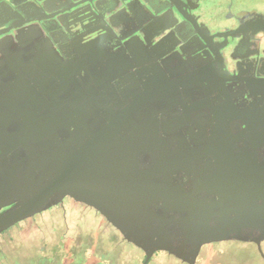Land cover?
I'll use <instances>...</instances> for the list:
<instances>
[{"label":"water","instance_id":"1","mask_svg":"<svg viewBox=\"0 0 264 264\" xmlns=\"http://www.w3.org/2000/svg\"><path fill=\"white\" fill-rule=\"evenodd\" d=\"M55 1L25 0L14 4L15 0H0V8L10 9L20 16L23 24L31 20L39 23L36 31L34 27L21 31L24 33L22 41L43 40L42 44L51 50H41V56L28 65L21 59L22 54H16L13 61L25 66L17 68L19 71L13 68L14 65L10 68L19 73V77L10 81L6 76L10 69L4 76L0 75V136L3 140L0 145L3 148L0 147L4 152L2 160L11 167L9 173L2 174L0 179V211L8 209L0 216V233L69 197L100 212L126 242L145 253L146 260L157 252H164L194 264L205 244L241 239L260 245L264 240V178L259 180L255 171L250 173L248 168L240 169L237 166L240 162L227 160L225 163L220 154L214 155L213 161L202 162L208 147L194 148L175 156L171 140L161 135V132L165 133L164 123L161 125L154 117V110L148 117L141 114L146 110L141 105L146 107L158 102V97H150L153 98L154 92L138 94L120 111L104 107L106 123L96 133L87 124L86 113H83L86 107H75V102L70 99L77 90L95 88L92 85L94 80H85L83 73L91 72L97 53L109 51L114 42H121L118 33L125 23L129 25L130 22L135 28L145 25L155 35L150 38L151 35L148 37L144 30L140 31L141 36L131 31L134 37L125 47L129 50L130 43L141 48L144 43L151 45V40H156L169 29L176 32L175 42L179 46L181 41H186L181 37L182 31L191 29L201 36L196 39L203 48L213 51H207L209 58H213L214 53L216 59L222 61L223 46L236 44L243 34L249 38L250 35H246L249 32L254 35L264 33V17L249 21L239 18L237 29L216 32L217 23L210 21L209 28L199 23L204 7L197 0H83L74 6L82 5L79 11H85L81 13L80 31L72 33L76 23L67 26L58 20V26L64 29L70 40L69 45H81L71 62L50 73L49 67L55 57L63 60L57 51L60 48L63 51V47H54V43L60 44L54 34L45 36L39 16L51 12L50 2ZM70 1L74 3V0ZM141 10L152 18L144 24L140 22ZM29 12L35 14V19H29ZM87 13L89 16H85ZM73 14L74 11L69 15ZM91 16L97 18L96 30L90 24ZM83 20H87L86 24L91 27ZM97 32L100 35L93 37ZM4 40L9 43L13 37ZM163 40L165 43L163 41L159 46L169 39ZM227 52L229 56L230 50ZM2 64L7 66L5 62ZM155 68L159 74L143 82L145 89L155 81L159 86L161 82L175 86L184 83L185 79L202 83L199 71H191L172 81L156 60L137 73L147 74L156 71ZM59 76L70 79L61 83ZM35 78L39 81L47 79L44 86L58 90L54 97L59 102L53 101L55 107H49L46 101L49 93L33 84ZM102 79L106 80V77ZM18 87L27 92L16 93ZM255 87L256 92L264 90V80L256 82ZM25 105L32 107H22ZM234 109L237 114H243ZM247 116L252 128L264 126L259 115ZM229 118L238 122L236 118ZM59 136L65 139L60 140ZM24 153L28 154L25 158L21 157ZM233 157L253 163L252 156L247 153ZM12 159L17 166L13 165ZM223 167L235 170L223 173L219 170ZM217 194L220 198L216 197Z\"/></svg>","mask_w":264,"mask_h":264},{"label":"flooded vegetation","instance_id":"2","mask_svg":"<svg viewBox=\"0 0 264 264\" xmlns=\"http://www.w3.org/2000/svg\"><path fill=\"white\" fill-rule=\"evenodd\" d=\"M23 1L25 0H15L14 4L22 3ZM82 1L83 0H74L73 3L70 0H56L55 3L50 2L51 12L48 14L43 13V15L39 16L42 18L41 26H43L45 36L49 37V35L54 34L57 40L60 41V44L54 43V47L56 49L60 48L58 46L63 47V51L61 48L57 50L60 52V56L63 60H59L60 58L58 59V56L55 57V61H53L49 67L50 73L58 68L62 69L66 62H71L70 60L77 53V47L81 45H69L70 40H68L67 34L64 33V29L58 26L60 25L58 20L61 19L67 26L76 23V25L73 24L72 33L80 31V20L83 17L81 13L85 11H79V9L83 7L82 5L74 6L76 3L79 4ZM199 3L202 4L200 1ZM12 7L16 9V6L13 4ZM203 7L201 16L205 15L206 20L210 19L208 14L209 9H207L205 4H203ZM33 11L37 12L36 9ZM73 11L74 14L70 16L69 14ZM30 14L29 12V15ZM141 14H143V16L140 17V22L143 24L149 21L147 19H152L143 11ZM86 15L89 16V13L85 14V16ZM36 16H38V14ZM262 17H264V14ZM32 18L35 19V14L34 16L33 14L30 15L29 19ZM90 18V24L93 26V30H96L97 27L94 28V26L98 25L97 18L94 16ZM239 18L249 21L259 17H257L256 13L252 15V12L249 16H246L245 13H230L221 18L222 24L217 25L218 28L216 32L237 29L240 26L238 21ZM87 20H83L85 25H89L86 24ZM121 22L123 23V21ZM23 23L24 21L20 19V16L13 13L10 9L6 7L0 8V33L4 32L0 35V75L4 76L6 73L5 71L10 69L11 72L6 74L10 81L19 77V73H16L10 66L14 65L13 68L16 70H18L17 68L23 69L22 67L25 66V64H32L41 56V50L46 49L47 51H51L47 49L45 44H42L43 40L33 43L29 40L22 41L21 38L24 34L23 32L21 33L22 30L28 27H34L36 31L38 29L37 27L40 26L39 23L32 20L27 24ZM199 23L203 24L205 28H209L210 21H200ZM128 24L129 25H126L125 23V26L120 27L118 37L121 42H114L115 44H112L109 51L97 53L96 59L92 63L93 65L91 64V72L89 71L87 74L83 73L85 80H94V82L92 81V85L95 86V88H87L82 91L77 90L75 94L71 96L72 98L70 100L73 103L75 102V107H86L83 113H86V118L88 119L87 124L90 130L96 133L105 126V108L112 107L120 111L123 107L129 105L138 94L151 91L154 92L153 98L152 95H150L151 99H156L158 97V102L154 101L152 105H148L147 103L148 106L146 107H144L145 104L141 105L142 108L146 109L145 111L143 110L141 114L148 117L154 110V117L158 119L161 125L164 123L165 133L161 132V135L171 140L172 151L175 156L186 153L194 148L208 147L206 156L201 160L202 162L213 161L214 155L218 156V154H220V157L225 159V163H227V160L240 162L237 165L240 169L248 168L247 171L250 173L251 171H255L256 177H258L259 180L263 179L264 90L256 92L255 86L256 82L264 80V33L260 32L254 35L249 32L246 34L250 35L249 38L245 37L244 34L239 37V41H237V43H239L238 45L236 43L229 47L223 46L221 52L222 55H224V60L221 61L216 59L214 53L212 55L213 58H209L207 51L210 52L212 50L206 49L205 47L203 48L202 43L196 39L197 37L201 39V36L199 33H196L194 29L195 33L191 29L182 31L181 37L186 41H181L179 46L177 45L178 47L175 42V40H177L175 36L176 32L169 29L168 31H164L156 40H151V45L144 43L141 48L138 44L130 43L129 50L125 47L126 44H129L132 37H134L131 31H135L134 34L136 33L141 36L140 31L144 30L148 37L151 35L150 38H153L155 35L151 33L152 30H147L145 25H137L138 28H135L134 24L130 22ZM91 25H89V27H91ZM202 29L204 28L202 27ZM99 33L100 32H97L92 36H99ZM5 37H13V40L8 43L4 40ZM18 37H20V40ZM43 37L44 35L41 39H43ZM167 37L169 40L166 44L159 46L160 43L164 41L163 39H167ZM91 38L92 37L88 39ZM246 38L249 42L248 45L245 40ZM216 41L222 42L223 40L217 39ZM247 46H249V48ZM181 48H183V51H181ZM228 50H230L229 56H227ZM16 54H22L20 56L22 60L24 59V65L18 64L15 60L13 61ZM153 60L158 61L172 81L183 78L191 71H199L202 83L185 79L184 83L175 86H168L165 82H161V86H159V83L155 81L150 88L145 89L143 82H146L147 78L154 77L155 74L159 73L156 68L154 72L147 74L142 73L141 75L137 73V71H144V69L153 65ZM214 60L216 63H214ZM3 62L6 63V67L2 64ZM74 77L75 76H73V78ZM104 77H106V80L102 79ZM59 79L61 83H64L70 78H62L59 76ZM46 80L47 79L39 81V79L35 78L33 84L40 85L44 91L49 93L47 94L50 95L49 98L43 96L46 98V101L49 102V107H55L53 101H55V103L59 102V100L54 97L58 90H53L52 87H55L54 84H51L52 90L49 89L48 86H44V83H47ZM103 80L104 82H102ZM99 82H102V86H99ZM23 92H27V90L21 89L20 87L16 89V93L18 94ZM59 95H62L61 92H59ZM52 97L54 100H52ZM28 106L29 105H25L22 107ZM234 107L241 110L244 115L237 114V110L234 109ZM247 115H259L258 119L263 118V127L257 129L252 128V126L248 124L251 119ZM229 117L236 118L238 122L232 121ZM245 117L247 119H245ZM166 123L167 125H165ZM11 129H13L12 126ZM59 139L63 140L65 138L59 136ZM1 142H3L2 136H0V143ZM0 146L3 148V145ZM1 147L0 179L2 174L9 173L11 169V167H7L2 160L4 152ZM244 153L252 156L253 163L239 161L233 157V155ZM27 155V153H24L21 157L25 158ZM13 161L15 160L12 159L13 165L17 166L18 163L15 164ZM215 165L216 168H218V163H215ZM219 170L223 173H231V171L235 169L223 167ZM216 197L220 198V194H217ZM16 204L17 203H15V205ZM57 207L58 213L59 210H62V213H67V209L69 208L73 210L80 219H102L111 231L113 230L118 233L100 212L85 203L68 197L58 204ZM7 210L8 209H4L0 211V216ZM22 223V221L17 223L15 227L19 225V228L14 227L13 231L22 229L20 226ZM3 236L5 237L6 234L4 232L0 233V237ZM231 242L237 245L252 244L256 252L260 251L264 255V240L260 242V245L250 240H228L205 244L196 262L202 259L201 257H205L209 248ZM142 253L145 255L143 251ZM163 254L166 253L157 252L153 257ZM168 256L179 260L174 256ZM179 261L183 262L182 260Z\"/></svg>","mask_w":264,"mask_h":264},{"label":"crops","instance_id":"3","mask_svg":"<svg viewBox=\"0 0 264 264\" xmlns=\"http://www.w3.org/2000/svg\"><path fill=\"white\" fill-rule=\"evenodd\" d=\"M212 3L214 4L211 10L212 17L219 16L223 18L228 13H234V9L239 10L236 14L245 13L246 16H249L252 12V15L256 13L257 17L260 18L264 14V0H213ZM204 4L207 9L210 8V5H207L205 2ZM201 20L205 22L211 21L210 19L206 20L205 15L202 16ZM57 213L56 209L53 212L46 213V215L44 214L41 217L42 221L40 220L36 224L41 223L43 238L46 237L49 240L55 239L58 241L56 244L62 243L64 248H62L61 252L62 256L66 259L65 262H70V264H141L140 261L144 255L142 251L128 244L120 234L116 233L118 234L116 235L118 236L117 238H119L118 249L116 245L111 244L112 236L115 234L111 232L102 219H88L87 223L85 219H80L79 217L63 216L59 220L55 217ZM70 224L75 225L74 229L77 228L83 232L81 237L80 233L74 238L68 235L72 230ZM89 224L96 226L97 232L90 233L88 230H94V228L93 226L88 228ZM61 225H68L67 235L65 233L63 235L58 233ZM40 235L38 234V236ZM53 248L51 246L46 249L42 247L38 254L40 256V254L45 252L54 251ZM16 251L22 253L18 248ZM123 254L127 256V259H124L126 262H123L122 258L118 257ZM43 255L46 256L48 254ZM26 256L32 257L33 253L26 254ZM162 256L169 257V260H177L166 254ZM177 261L180 262L179 260ZM45 264H55L50 255L45 261Z\"/></svg>","mask_w":264,"mask_h":264},{"label":"trees","instance_id":"4","mask_svg":"<svg viewBox=\"0 0 264 264\" xmlns=\"http://www.w3.org/2000/svg\"><path fill=\"white\" fill-rule=\"evenodd\" d=\"M198 2L202 0H197ZM204 4V3H202ZM56 209H58L57 206H54L50 209L44 210L40 213H38L37 215L32 216L31 218H28L24 221H22L23 225L21 224V228L22 229H17L14 232L13 228L16 226V224L14 226H11L7 229H5L3 232L6 234V236L4 237H0V250L5 248L7 243H13L16 246V249L18 248L22 253H24L26 256L27 254V249L30 252H33V256H28L29 258V262L30 264H45V261L47 260V258L50 257L52 258V260L54 261L55 264H70V262H65V258L64 256H62V248L63 245L62 243H58L56 244L58 241L54 240H49L46 239V237L43 238V233H42V227H41V223L40 224H36L37 222H39L40 220L42 221V216H44V214L46 215V213H50L55 211ZM67 213H75L73 212V210L71 209H67ZM30 220V221H29ZM33 222V223H32ZM15 228H19V225ZM38 234H41L40 236H38ZM27 237V239H26ZM51 239V238H50ZM130 244V243H128ZM231 244H234L231 242ZM132 247L137 248L136 246L130 244ZM228 245V243L225 244H219L216 245L215 247H222ZM43 248H49L51 246L54 247V251H50V252H45L43 254H48L46 256H44L43 254H40L39 256V252L41 250L42 247ZM25 251V252H24ZM43 255V257H42ZM9 255H2L0 253V264H14L15 261H12L10 259H7ZM169 257H165L162 255H157L154 257H151L149 260H146V256L143 255L142 260L140 261L141 264H157V261L159 259H163L164 263L163 264H170L169 262ZM202 258V257H201ZM242 258V257H241ZM140 260V259H138ZM202 259H199L197 262L195 261L194 264H201ZM23 263V259H20L19 261H16L15 264H22ZM180 264H187L185 262H179ZM213 264H221L216 258L214 260ZM241 264H264V255L259 251L254 253L252 256H247L245 257V260L241 261Z\"/></svg>","mask_w":264,"mask_h":264},{"label":"rangeland","instance_id":"5","mask_svg":"<svg viewBox=\"0 0 264 264\" xmlns=\"http://www.w3.org/2000/svg\"><path fill=\"white\" fill-rule=\"evenodd\" d=\"M201 2V1H200ZM206 3L207 5H210L209 8V17L210 20L214 23H217L218 25L222 24V20L219 16L212 17V13L210 10H212L214 4L212 3L213 0H202L201 3ZM239 10L234 9V13H237ZM230 13H228L227 15H229ZM225 15V16H227ZM63 216H73V217H78L77 214L75 213H70V214H66V213H62V210H59V213H57L55 215L56 218H60ZM74 219V218H73ZM89 218H85L86 222L88 221ZM60 220V219H59ZM88 223V222H87ZM72 227V230L70 231V233L68 235H70L72 238H74L77 234L79 235L80 233V237L82 236V231L78 230L77 228L74 229L75 225L70 224ZM93 225L89 224V227H92ZM61 229L58 230V233H60L61 235H63L64 233L67 235V227L68 225H61L60 226ZM94 230H88L90 231V233H94L95 231L97 232V227L93 226ZM14 232V231H13ZM113 234L112 236V241L111 244L112 245H116L117 249H118V244H119V238H117L118 234H116V231H111ZM42 247V246H41ZM0 253L2 255H9L7 259H10L12 261H19L20 259H23V263L22 264H30L29 263V258L28 256H24V253H20L16 251V246L13 243H7L6 247L0 250ZM29 253H33L30 252L27 249V254ZM254 253H256V251L254 250V246L252 244L250 245H237V244H231L228 243V245L222 246V247H212L209 248V251L205 254V257H202V263L201 264H213L215 258L221 263V264H241V261L245 260V257L252 256ZM129 255V254H128ZM120 258H122L123 262H126L124 259H127V256H125L124 254L122 256H118ZM242 257V258H241ZM15 261V262H16ZM170 264H180L177 260H169ZM164 261L163 259H159L157 261V264H163Z\"/></svg>","mask_w":264,"mask_h":264}]
</instances>
